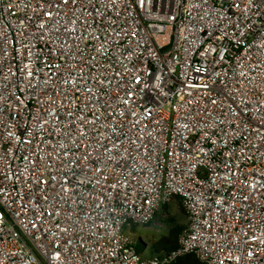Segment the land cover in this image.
I'll list each match as a JSON object with an SVG mask.
<instances>
[{
    "label": "built area",
    "instance_id": "obj_1",
    "mask_svg": "<svg viewBox=\"0 0 264 264\" xmlns=\"http://www.w3.org/2000/svg\"><path fill=\"white\" fill-rule=\"evenodd\" d=\"M187 255L264 264V0H0V264Z\"/></svg>",
    "mask_w": 264,
    "mask_h": 264
},
{
    "label": "rangeland",
    "instance_id": "obj_2",
    "mask_svg": "<svg viewBox=\"0 0 264 264\" xmlns=\"http://www.w3.org/2000/svg\"><path fill=\"white\" fill-rule=\"evenodd\" d=\"M187 211L179 197H172L170 201L162 205L157 215L147 224L137 226L136 230H130V235L136 243V249L143 257L162 255L163 252L154 251L153 246L163 238L170 235L175 226L187 227Z\"/></svg>",
    "mask_w": 264,
    "mask_h": 264
},
{
    "label": "trees",
    "instance_id": "obj_3",
    "mask_svg": "<svg viewBox=\"0 0 264 264\" xmlns=\"http://www.w3.org/2000/svg\"><path fill=\"white\" fill-rule=\"evenodd\" d=\"M187 213V212H186ZM188 216V215H187ZM137 225H132L131 230H136ZM186 228L183 226H175L171 231L168 237L163 238L159 243L153 246L154 251L157 253V250L161 252L168 253L178 247L179 238ZM139 252V251H138ZM174 264H202L195 255H187L177 260Z\"/></svg>",
    "mask_w": 264,
    "mask_h": 264
},
{
    "label": "crops",
    "instance_id": "obj_4",
    "mask_svg": "<svg viewBox=\"0 0 264 264\" xmlns=\"http://www.w3.org/2000/svg\"><path fill=\"white\" fill-rule=\"evenodd\" d=\"M150 256H147L146 258H149Z\"/></svg>",
    "mask_w": 264,
    "mask_h": 264
}]
</instances>
